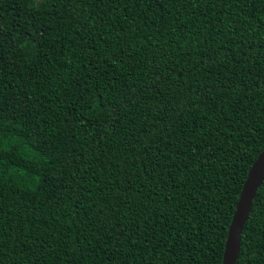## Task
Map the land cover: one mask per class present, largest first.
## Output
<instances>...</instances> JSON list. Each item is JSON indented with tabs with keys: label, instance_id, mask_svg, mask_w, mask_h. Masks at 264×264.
<instances>
[{
	"label": "trees",
	"instance_id": "trees-1",
	"mask_svg": "<svg viewBox=\"0 0 264 264\" xmlns=\"http://www.w3.org/2000/svg\"><path fill=\"white\" fill-rule=\"evenodd\" d=\"M263 148L264 0H0V264H223Z\"/></svg>",
	"mask_w": 264,
	"mask_h": 264
},
{
	"label": "water",
	"instance_id": "water-1",
	"mask_svg": "<svg viewBox=\"0 0 264 264\" xmlns=\"http://www.w3.org/2000/svg\"><path fill=\"white\" fill-rule=\"evenodd\" d=\"M264 182V148L250 168L230 224L223 264H236L241 251L242 232L250 217L253 201Z\"/></svg>",
	"mask_w": 264,
	"mask_h": 264
}]
</instances>
